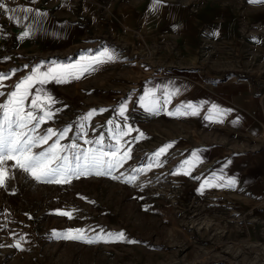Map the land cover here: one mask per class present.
Returning <instances> with one entry per match:
<instances>
[{"label":"rangeland","instance_id":"374dc122","mask_svg":"<svg viewBox=\"0 0 264 264\" xmlns=\"http://www.w3.org/2000/svg\"><path fill=\"white\" fill-rule=\"evenodd\" d=\"M151 1L3 0L10 11L0 9V73H8L9 79L0 86V92L5 93L0 96V103L7 100L13 85L29 74L33 66L40 65L46 71L52 62L75 63L82 56H96L107 48L115 58L93 66L79 79L36 86L55 101L50 106L53 115L40 131L51 128L61 132L67 127L69 131L61 144L75 143L80 149L104 151L115 146L117 125L126 130L127 124L137 131L121 137L122 151L130 146L131 158L110 175L92 172L67 184L46 183L12 168L15 161H8V178L5 186L0 187V264H264V177L247 174L243 169L240 174V168H232L231 175L210 173L215 169L209 167L206 149L217 144L209 137L212 128L203 121L208 112L190 114L191 110L183 108L184 101L175 93L176 89L170 88L174 93L163 95L154 86L158 113H149L141 106L140 97L146 92L147 81L144 62L152 60L157 65V61H167L169 76L176 73L174 65L178 62L175 39L169 36L167 47L160 53V43L155 42L158 38L146 37L150 34L143 29L146 3ZM162 3H185L192 13L216 12L218 18L242 24L244 40H258L262 46L242 50L243 59L248 61L243 74L254 75L264 93V2ZM19 7L30 11L12 13ZM132 8L135 15L131 30L124 31L121 24L129 22ZM32 9L38 11L40 24L32 22L31 18L37 17ZM47 20L67 23L63 27L77 24L79 32L71 42L63 40V36L54 37L48 32ZM43 26L48 31H42L38 39L21 38L23 30L34 27L36 31ZM256 68H260L257 73ZM10 70H15V75ZM30 100L31 97L26 105ZM121 104L127 105L123 116ZM92 110L93 115L84 120ZM253 129L257 128L249 129V149L264 139L259 133L251 135ZM239 131L235 128L233 132L232 147L245 145ZM140 133L143 136L137 140ZM57 138L53 137L49 145ZM98 139L101 144L95 143ZM169 143L172 147L160 157L159 167L133 171L152 163V154ZM193 152L198 159L193 158ZM64 154L71 158L74 150L66 147ZM185 161L189 164L185 165ZM240 162L235 160L234 165ZM130 175H136L137 180L126 183L125 178ZM229 179L236 181L233 187H205L201 191L205 181L226 184ZM58 209L70 211L72 217L58 215ZM69 228L84 229L87 238L93 240L102 235L109 242L87 243L56 235ZM117 232L124 233V241H113L106 235ZM16 242L21 248L8 246Z\"/></svg>","mask_w":264,"mask_h":264},{"label":"crops","instance_id":"0c3cea01","mask_svg":"<svg viewBox=\"0 0 264 264\" xmlns=\"http://www.w3.org/2000/svg\"><path fill=\"white\" fill-rule=\"evenodd\" d=\"M170 5L161 3L154 8L153 1L147 2L144 22L146 28L143 29L150 32L146 35L150 40L153 37L158 38L155 42L160 43V53L167 47L169 36L175 39L174 46L178 55L177 65H174L176 73L169 76L170 68L167 61L160 60L157 61V65H153V61L146 57L147 60H151L148 61L149 63L144 62L146 91L153 90L155 86L156 92L160 90L163 95H167L173 91L170 88H174L175 93L184 101L183 108H188L187 106L191 104L198 111L208 112L206 114L208 117L215 116V119L207 117L203 120L212 128L209 137L217 144L206 149L209 154V167L215 169L210 170V173L231 175L232 168H240L237 171L240 174L243 169L247 170V174H257L263 178L264 139L250 149L248 143L250 128H257L252 130L251 135L257 136L259 133L260 138L264 135V93L255 82L257 78L254 75L243 74L244 66L248 61L243 59L242 51L251 46L256 48L262 46L258 45V40H244L245 33L241 28L243 25H236L228 18H218L216 12L207 14L198 10L192 13L185 3ZM14 10L12 13L19 15L22 12L26 13L25 8L19 7ZM133 11L132 8L129 22L121 24L124 31L131 30L135 15ZM31 12L37 16L31 18L32 22L38 24V21L40 24L42 20L38 11L32 9ZM47 21H49V31L44 28L45 26L39 30L37 28L36 31L33 27L28 29L30 32L28 37L34 41L39 35L41 36L42 31L47 30L54 37L63 36V40L71 42L74 35L79 32L76 30H79L77 24L71 23L63 27L67 23L57 22L58 20ZM63 29L66 32L61 33ZM149 55L151 56V53ZM258 70L260 68H256V73L259 72ZM205 79H216L218 85L216 87L204 85ZM213 105L222 110L221 115L215 114ZM235 128L240 130L237 133L242 136L241 142L243 136L245 140V145L241 144L239 148L230 145ZM235 160L241 162L234 165Z\"/></svg>","mask_w":264,"mask_h":264},{"label":"snow or ice","instance_id":"6c2138e0","mask_svg":"<svg viewBox=\"0 0 264 264\" xmlns=\"http://www.w3.org/2000/svg\"><path fill=\"white\" fill-rule=\"evenodd\" d=\"M252 3L264 2V0H250ZM162 0H153V7L160 6ZM0 9L5 12L10 11L8 6L0 0ZM15 11V10H11ZM24 11H30L25 9ZM11 19V17H9ZM30 35V32L25 29L21 33V38H26ZM115 58L114 52L105 48L96 56L81 57L79 61L71 64H63L52 62L51 66L46 71L41 70L40 65L33 66L29 74L23 76L17 83L13 85V89L7 93V100L4 103H0V187L5 186L6 179L8 178V169L5 167L8 161H15L11 166L12 168H18L24 172L30 174L35 180L46 183L67 184L70 183L73 178H79L83 175H88L92 172L96 175H110L113 171L121 168L124 162L131 158V147L122 151L121 137L128 136L132 131L129 125L125 124L124 129L121 130V126L117 125L114 139L116 144L112 150L104 151L101 149L88 148L80 149L78 145L72 143L65 146L60 143L69 129L66 127L63 131L57 132L51 128H48L46 132H41V125L46 119H51L53 113L50 111V106L55 101L53 98L44 92L43 89L37 88V85H44L50 81L56 83H67L72 79H79L86 72L93 69V66L112 61ZM28 67V66H25ZM12 71L15 75V70ZM9 79L8 73H0V86H3V81ZM35 89V93L32 92ZM5 95L4 92H0V96ZM31 97L30 103L26 105V101ZM141 106L145 111L149 113H158L160 109L157 107L158 100L155 97L153 90L149 89L145 92L144 96L140 97ZM188 109H191L192 115L197 114L195 106L189 104ZM216 115H221L222 110L215 105L212 106ZM127 109L126 104H121L120 115L123 116ZM95 110L86 114L83 119H89ZM102 111V110H101ZM179 112V109H177ZM169 115H175L177 113L169 112ZM184 114H189L185 112ZM213 119L212 116L208 117ZM109 123H112L109 121ZM143 136L140 133L136 137L137 140ZM53 137H58L53 143L49 145V141ZM96 144H101V140H96ZM43 145V150L34 152V148H39ZM66 147L74 150L73 156L70 158L64 154ZM172 147V144H165L157 149L152 154V163L146 167L133 169L134 172H145L152 167H159L160 157L164 156L168 149ZM193 158H197L196 152L192 153ZM74 161V163H73ZM185 165L189 164V161L184 162ZM188 174L187 171L184 172ZM123 176V174H120ZM113 179L118 177L113 176ZM137 180L136 175H130L125 178L126 183H133ZM236 181L229 179L226 184L213 183L205 181L201 185V191L205 187H233ZM58 215L72 217V213L67 210H55ZM14 235V234H13ZM60 238L67 240H84L87 243H95L105 240L104 236L97 235V239L93 240L87 238L85 230L81 228H69L61 233H56ZM107 237L113 241H124V233H107ZM21 239H23L21 237ZM127 243H137L134 240H127ZM2 246V245H0ZM9 247L21 248V244L16 242Z\"/></svg>","mask_w":264,"mask_h":264},{"label":"built area","instance_id":"2783aa9c","mask_svg":"<svg viewBox=\"0 0 264 264\" xmlns=\"http://www.w3.org/2000/svg\"><path fill=\"white\" fill-rule=\"evenodd\" d=\"M204 85H208L210 87H216L218 85V80L216 79H205L203 81Z\"/></svg>","mask_w":264,"mask_h":264}]
</instances>
